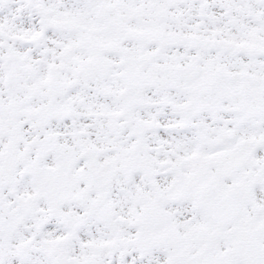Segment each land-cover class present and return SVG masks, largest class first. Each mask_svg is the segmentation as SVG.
Masks as SVG:
<instances>
[{
    "label": "snow or ice",
    "instance_id": "1",
    "mask_svg": "<svg viewBox=\"0 0 264 264\" xmlns=\"http://www.w3.org/2000/svg\"><path fill=\"white\" fill-rule=\"evenodd\" d=\"M0 264H264V0H0Z\"/></svg>",
    "mask_w": 264,
    "mask_h": 264
}]
</instances>
